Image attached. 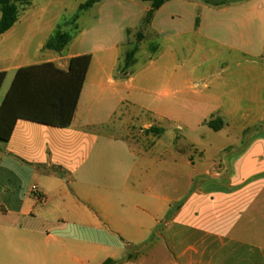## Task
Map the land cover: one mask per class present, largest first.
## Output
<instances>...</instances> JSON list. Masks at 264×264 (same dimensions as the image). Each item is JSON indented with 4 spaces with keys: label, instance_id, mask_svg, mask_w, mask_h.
I'll return each instance as SVG.
<instances>
[{
    "label": "crops",
    "instance_id": "0c3cea01",
    "mask_svg": "<svg viewBox=\"0 0 264 264\" xmlns=\"http://www.w3.org/2000/svg\"><path fill=\"white\" fill-rule=\"evenodd\" d=\"M263 1L233 0L214 7L203 0H172L155 12L147 28L164 36V26L175 18L171 13L175 6L211 12L234 10L241 14L229 22L249 27L251 33L257 27L259 40L264 41ZM150 9L151 4L145 13ZM159 15L163 19L158 24ZM190 30L197 31L196 20ZM250 32L241 38H253ZM8 33L1 36L2 41ZM48 39L33 55L23 44L16 52L21 57L14 63L8 64L5 54L0 53V72H6L0 108L18 69L52 63L67 72L72 58L91 55L44 50ZM119 48L113 44L102 52L118 62V67L103 65L93 70L95 57L91 55L69 127L19 120L10 140L0 143V229L17 234L16 245L29 251L27 257L0 253V264H105L108 260L114 264H176L175 259L164 257L128 259L135 249L153 244L161 226L183 228L214 239L205 243L204 264H264V240L246 241L256 229L249 225L252 220L240 223L255 206L252 199H218L202 192L199 197H180L164 192L166 160L176 164L187 159V166H193L192 151H180L173 140L170 156L160 148L169 133L161 123L156 120L145 124L127 112L117 116L123 105L144 106L125 94L135 88L136 79L118 75L124 67ZM157 58V52L149 56V65ZM166 120L172 121L170 117ZM131 126H143L146 137L135 138ZM192 148L196 152V147ZM195 180L196 175L189 176V184L195 185ZM167 182L173 188V171Z\"/></svg>",
    "mask_w": 264,
    "mask_h": 264
},
{
    "label": "rangeland",
    "instance_id": "374dc122",
    "mask_svg": "<svg viewBox=\"0 0 264 264\" xmlns=\"http://www.w3.org/2000/svg\"><path fill=\"white\" fill-rule=\"evenodd\" d=\"M87 1L31 0V7L7 38L2 41L0 37V53L5 54L8 64L14 63L21 57L16 55L19 47L26 45L33 55L40 43L60 28L74 35L64 54L81 51L94 55V70L103 65L118 67L108 53H102L104 49L117 44L124 64L126 54L141 43L138 35L146 36L136 64L127 71L120 68L118 74L135 77V88L125 94L144 106L123 105L117 116L127 112L145 124L161 123L169 133L160 148L170 156L173 140L180 151L191 149L193 166H187V159L176 164L166 160V194L199 197L202 192L218 199H252L255 206L240 223L252 220L248 224L256 229L246 241L264 240V41L259 40L260 31L254 27L251 33L249 27L229 22L241 12L175 6L171 11L174 20L164 26L165 35H159L147 28L145 9L150 3L138 0H101L100 5L80 15L75 30L70 23ZM162 19V15L157 16L156 23ZM195 20L196 32L190 30ZM249 32L253 36L250 41L241 38ZM154 52L158 58L149 65L148 58ZM219 119L223 121L221 130L207 125ZM130 129L135 138L146 137L143 126ZM172 171L173 188L167 182ZM190 175H196L195 185L189 184ZM200 221L204 225V220ZM16 235L0 229V253L27 257L29 251L16 245ZM213 242L203 233L161 226L153 244L132 254L175 259L176 264H204L205 243Z\"/></svg>",
    "mask_w": 264,
    "mask_h": 264
},
{
    "label": "trees",
    "instance_id": "16d2710c",
    "mask_svg": "<svg viewBox=\"0 0 264 264\" xmlns=\"http://www.w3.org/2000/svg\"><path fill=\"white\" fill-rule=\"evenodd\" d=\"M101 0H88L81 4L78 14L71 21L77 30V22L82 13L91 10ZM151 4L147 13L146 24H150L156 11L172 0H138ZM214 7L228 5L233 0H203ZM31 0H0V37L11 31L18 23ZM74 39L72 33L57 29L50 36L44 50L61 54ZM143 35H138L141 42ZM139 51L136 45L125 57L124 70L127 71L135 63ZM92 61L91 55H82L70 60L69 70L62 71L52 63L18 69L13 83L6 94L0 108V143L8 142L15 125L19 120L40 125L67 128L71 125L80 98L82 87ZM6 78V72H0V89ZM219 131L223 127L222 120H212L207 124ZM133 255H128L131 259ZM105 264H114L108 260Z\"/></svg>",
    "mask_w": 264,
    "mask_h": 264
},
{
    "label": "built area",
    "instance_id": "2783aa9c",
    "mask_svg": "<svg viewBox=\"0 0 264 264\" xmlns=\"http://www.w3.org/2000/svg\"><path fill=\"white\" fill-rule=\"evenodd\" d=\"M36 188L34 187V190H35Z\"/></svg>",
    "mask_w": 264,
    "mask_h": 264
}]
</instances>
